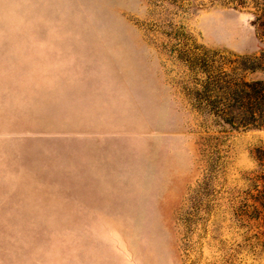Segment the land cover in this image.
Returning <instances> with one entry per match:
<instances>
[{"label":"rangeland","instance_id":"obj_1","mask_svg":"<svg viewBox=\"0 0 264 264\" xmlns=\"http://www.w3.org/2000/svg\"><path fill=\"white\" fill-rule=\"evenodd\" d=\"M242 81L264 0H0V264H264Z\"/></svg>","mask_w":264,"mask_h":264},{"label":"trees","instance_id":"obj_2","mask_svg":"<svg viewBox=\"0 0 264 264\" xmlns=\"http://www.w3.org/2000/svg\"><path fill=\"white\" fill-rule=\"evenodd\" d=\"M236 90L229 97L213 100L209 96L202 97L209 108L208 115L224 124L223 129H235L237 125H260L264 124V83L236 82ZM238 104L239 107L232 110L222 108L228 102Z\"/></svg>","mask_w":264,"mask_h":264}]
</instances>
